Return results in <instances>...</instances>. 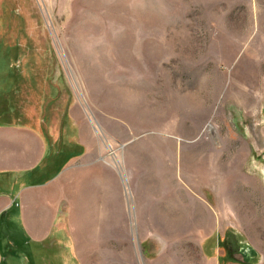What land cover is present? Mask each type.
I'll use <instances>...</instances> for the list:
<instances>
[{"label":"rangeland","instance_id":"1","mask_svg":"<svg viewBox=\"0 0 264 264\" xmlns=\"http://www.w3.org/2000/svg\"><path fill=\"white\" fill-rule=\"evenodd\" d=\"M0 125L66 197L17 264H264V0H0Z\"/></svg>","mask_w":264,"mask_h":264},{"label":"crops","instance_id":"2","mask_svg":"<svg viewBox=\"0 0 264 264\" xmlns=\"http://www.w3.org/2000/svg\"><path fill=\"white\" fill-rule=\"evenodd\" d=\"M46 155L47 141L38 131L21 125H0V225L18 223L24 233L22 239L25 245L43 244L57 228H68V218L59 215L65 196L61 195L56 205L52 206L49 202L40 203L38 191L31 186L22 187L33 176L42 175ZM178 214L181 215L176 219L179 223L192 221L191 216L182 215L180 210ZM162 219L166 222L168 218L163 216ZM180 226L163 225L164 228ZM126 238V230L117 233V240L121 244ZM17 241L20 240L0 237V264H17L13 254V247L19 243ZM7 243L12 246L8 250Z\"/></svg>","mask_w":264,"mask_h":264},{"label":"bare ground","instance_id":"3","mask_svg":"<svg viewBox=\"0 0 264 264\" xmlns=\"http://www.w3.org/2000/svg\"><path fill=\"white\" fill-rule=\"evenodd\" d=\"M181 225V224H180Z\"/></svg>","mask_w":264,"mask_h":264}]
</instances>
